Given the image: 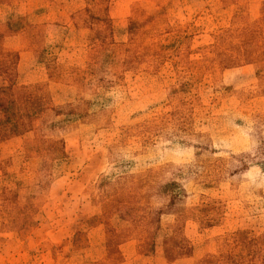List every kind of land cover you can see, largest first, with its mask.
Returning <instances> with one entry per match:
<instances>
[{"label":"rangeland","instance_id":"374dc122","mask_svg":"<svg viewBox=\"0 0 264 264\" xmlns=\"http://www.w3.org/2000/svg\"><path fill=\"white\" fill-rule=\"evenodd\" d=\"M0 264H264V0H0Z\"/></svg>","mask_w":264,"mask_h":264}]
</instances>
